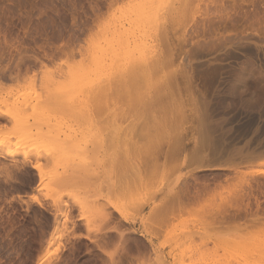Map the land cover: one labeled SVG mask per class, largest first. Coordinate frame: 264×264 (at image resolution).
<instances>
[{"label": "rangeland", "instance_id": "1", "mask_svg": "<svg viewBox=\"0 0 264 264\" xmlns=\"http://www.w3.org/2000/svg\"><path fill=\"white\" fill-rule=\"evenodd\" d=\"M0 143V264H264V0H0Z\"/></svg>", "mask_w": 264, "mask_h": 264}, {"label": "bare ground", "instance_id": "2", "mask_svg": "<svg viewBox=\"0 0 264 264\" xmlns=\"http://www.w3.org/2000/svg\"><path fill=\"white\" fill-rule=\"evenodd\" d=\"M148 66L149 65H147L145 62H143V64H142V66H140L139 65V67H136V69H137V72L139 73V74H142V75H144V74H147V72H148ZM130 68V67H129ZM129 68H124L123 69V71L121 72V75H120V80L117 82V84L115 85V86H113V84H112V79L110 78V79H108V80H106L107 82H105V86L103 85V89L101 90V93H102V95H104V96H101V98H103V100H102V104H105V105H107V103H112V101H113V105H115L116 104V101H118L117 99L118 98H120V96H121V92H123L124 91V89H126L127 88V86H128V84H130L131 82H133L132 81V79H136V76H137V74H136V71H135V68L134 69H129ZM134 79V80H135ZM137 81V80H136ZM107 83V84H106ZM132 84V83H131ZM122 90V91H121ZM108 91H111V92H109L110 94H108ZM127 91V90H126ZM114 92V93H113ZM113 93V94H112ZM113 95V96H112ZM114 95H116L115 97H114ZM118 95H120V96H118ZM118 96V97H117ZM117 97V98H116ZM98 98V97H97ZM116 99V100H115ZM110 101V102H109ZM119 102V101H118ZM102 107H104V105L102 106ZM105 107H107V106H105ZM35 109V108H34ZM42 109H44L43 107L41 108V111H42ZM39 111H40V108H38V110L36 111V112H38L39 113ZM36 112H34V113H36ZM7 114V113H6ZM37 114V113H36ZM41 114H42V112H41ZM9 115V114H8ZM11 115V114H10ZM14 115H16V113L14 114ZM39 115H40V113H39ZM39 115H37L38 117L37 118H40L39 117ZM12 116V115H11ZM11 116H9L10 118H11ZM16 116H19V114H17ZM120 117V116H119ZM123 120V119H122ZM134 131H132V130H130V132H129V134L127 133V134H125L123 137H120V135L118 134L117 136H114L112 139H111V141L112 142H110V144H116V146L117 145H121V146H123V147H126V146H128L130 143H131V140H132V136L134 135ZM7 142V141H6ZM130 142V143H129ZM1 144V143H0ZM2 144H6V143H2ZM10 145V143H7L6 144V146H9ZM2 146V145H1ZM1 146H0V148H1ZM6 146H3L2 147V149L4 148V150L6 149V151H4V150H2V149H0V167H2V168H5L4 170L6 171V170H8V172L10 171L11 172V175L12 176H10L9 174V176L10 177H3V178H1V176L2 175H0V182L2 183V182H4L3 184H7V183H13V182H10V181H16V180H18V179H20L21 178V180H23L22 179V173H26V177H25V174H24V183H22V184H26V186L27 187H31L32 188V186L31 185H33V184H38V182H39V184H38V186H40V184H41V181H42V171L40 170V167H39V165H36V166H33V167H28L29 165H30V163L34 160L35 162H37V160H39L42 156L40 155V153L37 151V150H33V151H29V150H25V153H21V152H24V151H21L20 150V155L17 153L18 151H17V149L15 150V149H13L14 147H12V149L10 148L11 146H9V147H6ZM112 146H114V145H112ZM6 147V148H5ZM18 148V147H17ZM10 149H11V151H10ZM20 149V148H19ZM22 149V148H21ZM14 150H15V152L17 153V155L18 156H20V157H15L14 155H15V152H14ZM4 151V152H3ZM29 151V152H28ZM22 154V155H21ZM14 156V157H13ZM176 157H178V156H175V154H173V153H169L168 154V157H166V159H168V162L166 163V161H165V165H167V166H170V167H181L182 165H183V167H184V165H185V160H183V162H179V163H181V164H179L178 163V159L176 158ZM8 158V159H7ZM6 160V161H5ZM173 160V161H172ZM166 166V167H167ZM164 168H165V166H163ZM162 167V168H163ZM182 168V167H181ZM161 169V168H160ZM169 169H171V168H169ZM176 169V168H175ZM164 170V169H163ZM172 170V169H171ZM4 171V172H5ZM165 171H167L166 169H165ZM170 171V170H169ZM1 174V173H0ZM4 174V173H3ZM7 176V175H6ZM37 179H38V182H36L37 181ZM14 181V182H15ZM7 182V183H6ZM22 184H19V185H22ZM8 185H10V184H8ZM14 185H15V183H14ZM17 185V184H16ZM24 185H22V186H24ZM6 186V185H5ZM4 186V187H5ZM11 186V185H10ZM21 186V187H22ZM25 186V187H26ZM26 187V188H27ZM29 189V188H28ZM182 189V188H181ZM182 191V190H181ZM177 193V192H176ZM179 193V192H178ZM178 193L177 194H175L174 193V197H175V195H178ZM180 194V193H179ZM182 194V193H181ZM197 194H199V193H197ZM173 196V195H172ZM169 197V196H168ZM177 197V196H176ZM179 197V196H178ZM176 198L177 200L179 199V198ZM174 199V198H173ZM176 199H174L175 200V202H176ZM34 200V199H33ZM245 200V199H244ZM172 201V200H171ZM32 202V201H31ZM174 202V201H173ZM174 202V203H175ZM178 202L180 203V199L178 200ZM194 202V201H193ZM33 203V202H32ZM172 204V203H171ZM184 204V203H183ZM183 204H178V207H174V208H182V207H184L185 206V208H186V205L187 204H184V206H183ZM249 204V203H248ZM174 205V204H173ZM182 205V206H181ZM176 206H177V202H176ZM188 206H190V205H188ZM187 206V207H188ZM173 207V206H172ZM189 208H191V207H189ZM171 209V208H170ZM184 209V208H183ZM225 209V208H224ZM222 210V211H218V212H220V215L219 216H221V217H223L222 215L223 214H229V213H227L228 211L227 210ZM187 210V209H186ZM220 210V209H219ZM184 211H185V209H184ZM212 214H214V213H212ZM231 214V213H230ZM216 215V214H215ZM217 215H218V213H217ZM216 215V216H217ZM226 215V216H227ZM212 217H214V218H216L215 216H212ZM220 217V218H221ZM219 218V217H218ZM225 218V217H224ZM259 221V219H256V222L257 223H259V224H261L262 225V223H260V222H258ZM218 221V220H217ZM255 221V220H254ZM253 222V221H252ZM261 222H263V221H261ZM257 223H255L256 225H257ZM264 223V222H263ZM253 224V223H252ZM241 225V224H240ZM239 225V226H240ZM264 225V224H263ZM236 227H234V229H235ZM242 228V227H241ZM237 229H238V227H237ZM236 229V230H237ZM239 229H240V227H239ZM238 229V230H239ZM246 229H248V228H246ZM246 229H244V230H246ZM235 230V231H236ZM242 231H243V229H242ZM241 231V232H242ZM236 232H238V231H236ZM244 232V231H243ZM248 232H250L249 231V229H248ZM247 232V233H248ZM245 233V232H244ZM249 234V233H248Z\"/></svg>", "mask_w": 264, "mask_h": 264}]
</instances>
